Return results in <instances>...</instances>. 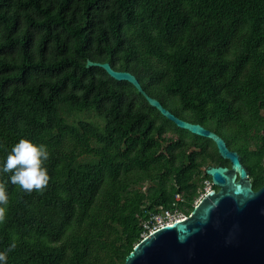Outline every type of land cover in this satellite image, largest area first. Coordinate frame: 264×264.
Listing matches in <instances>:
<instances>
[{
    "label": "trees",
    "instance_id": "trees-1",
    "mask_svg": "<svg viewBox=\"0 0 264 264\" xmlns=\"http://www.w3.org/2000/svg\"><path fill=\"white\" fill-rule=\"evenodd\" d=\"M87 59L215 130L252 188L264 182V0H0V166L27 138L46 145L50 177L29 193L0 172L7 264H122L143 220L189 214L205 168L229 166Z\"/></svg>",
    "mask_w": 264,
    "mask_h": 264
},
{
    "label": "water",
    "instance_id": "water-1",
    "mask_svg": "<svg viewBox=\"0 0 264 264\" xmlns=\"http://www.w3.org/2000/svg\"><path fill=\"white\" fill-rule=\"evenodd\" d=\"M115 80L131 83L163 116L176 126L211 139L227 165H208L212 185L185 217L152 230L138 241L122 264H264V182L256 190L239 153L212 129L174 115L150 96L129 71L109 62L86 60Z\"/></svg>",
    "mask_w": 264,
    "mask_h": 264
},
{
    "label": "clouds",
    "instance_id": "clouds-1",
    "mask_svg": "<svg viewBox=\"0 0 264 264\" xmlns=\"http://www.w3.org/2000/svg\"><path fill=\"white\" fill-rule=\"evenodd\" d=\"M49 159L46 145L37 144L30 139L22 138L13 145L8 153L0 172L12 173L11 183L18 185L23 191L31 193L33 190L43 191L49 183L48 170L45 162ZM9 197L4 187L0 186V223L6 219ZM15 245H11V251ZM8 253L0 251V264H7Z\"/></svg>",
    "mask_w": 264,
    "mask_h": 264
},
{
    "label": "built area",
    "instance_id": "built-area-1",
    "mask_svg": "<svg viewBox=\"0 0 264 264\" xmlns=\"http://www.w3.org/2000/svg\"><path fill=\"white\" fill-rule=\"evenodd\" d=\"M210 188H211L210 182L206 181L205 182V191L210 189ZM176 198H179V196L176 195ZM176 215H178L177 212H170L167 209H162L157 213L151 214L148 219L143 220V222H142V226H143L142 236H145L146 234H148L152 230H155L158 227H160L166 223H170L174 220H177V219H180V218H183L186 216V215H184L182 217H176Z\"/></svg>",
    "mask_w": 264,
    "mask_h": 264
},
{
    "label": "flooded vegetation",
    "instance_id": "flooded-vegetation-1",
    "mask_svg": "<svg viewBox=\"0 0 264 264\" xmlns=\"http://www.w3.org/2000/svg\"><path fill=\"white\" fill-rule=\"evenodd\" d=\"M215 131V130H214ZM216 132V131H215ZM220 135V134H219ZM223 137V136H222ZM223 139L225 140V138L223 137ZM225 142H226V140H225ZM227 144V143H226ZM248 174H249V171H248ZM210 187L211 188H214L215 190H217V187L216 186H214V185H212V183H211V181H210Z\"/></svg>",
    "mask_w": 264,
    "mask_h": 264
},
{
    "label": "rangeland",
    "instance_id": "rangeland-1",
    "mask_svg": "<svg viewBox=\"0 0 264 264\" xmlns=\"http://www.w3.org/2000/svg\"><path fill=\"white\" fill-rule=\"evenodd\" d=\"M144 184V183H143ZM142 184V185H143ZM208 187V186H207ZM178 215H176V217H182V216H184V215H186L185 213H183V212H179V213H177Z\"/></svg>",
    "mask_w": 264,
    "mask_h": 264
}]
</instances>
